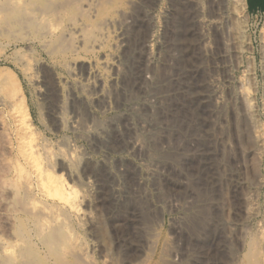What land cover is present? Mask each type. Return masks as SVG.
I'll return each mask as SVG.
<instances>
[{"label":"rangeland","instance_id":"obj_1","mask_svg":"<svg viewBox=\"0 0 264 264\" xmlns=\"http://www.w3.org/2000/svg\"><path fill=\"white\" fill-rule=\"evenodd\" d=\"M100 1L56 10L39 23L49 30L0 24V248L22 244L4 222L12 195L34 199L11 115L20 94L34 145L84 201L76 232L92 261L240 264L255 236L263 252L264 149L259 164L246 156L235 99L254 98L264 129V14L245 8L235 43L225 25L234 0ZM16 161L31 176L19 171L24 187Z\"/></svg>","mask_w":264,"mask_h":264},{"label":"bare ground","instance_id":"obj_2","mask_svg":"<svg viewBox=\"0 0 264 264\" xmlns=\"http://www.w3.org/2000/svg\"><path fill=\"white\" fill-rule=\"evenodd\" d=\"M70 1L71 0H26V2H25V0H0V24L3 26L4 29H7V30H11V29H15V28H22V27H24V25H27V28H28V25H30L31 27H34V29H38L39 26H43V24H39L40 21L46 19L45 17H47L49 14L52 15V14L58 12L56 10H59L60 8L62 11L66 6L67 7L68 6L73 7L72 8L73 11H74V8H75V10H77L79 6L81 8L82 4L80 2L82 0L78 1L79 4H76V5H79L77 7V9L74 5L77 2V0H74V1H76V2L73 1L74 3H71ZM108 1H111V0H108ZM100 2H102V0ZM105 2L107 3V0ZM86 3H87V1H86ZM232 4H233V7L232 6L231 7L233 8L232 9L233 13L228 14V17L225 21V25H226L227 29H229L227 31H229L232 34L233 42L236 43V41H238L239 39L242 40L244 37H246V36L243 37V35L246 31V28H247L246 27V21L244 19V10H245L246 6L244 3V0H234ZM80 8H79V10H80ZM103 9H106V8H103ZM82 11L83 10L81 9V13H83ZM105 11L108 12L107 10H105ZM77 12H78V10H77ZM74 14L75 13L73 12V15ZM56 15H57V13H56ZM56 15L54 14L55 19L58 18L59 14L57 16ZM78 15L80 17V15H82V14H80V12H79ZM65 16H64V18H65ZM69 16H72V15L70 14ZM74 16H76V18H77V15H74ZM85 16H82V17H85ZM65 19H67V17ZM68 19L70 21V19H72V17H70V18L68 17ZM43 23L46 24V25L44 24L45 27L43 26L46 30L48 28L50 29V26H51V25H49L50 22L43 21ZM46 26H49V27L46 28ZM85 27H87V26H85ZM51 28H53V27H51ZM88 28H86V29L88 30ZM24 29H26V27H24ZM56 31H57V28H56ZM24 32H25V30H24ZM32 32L34 33V31H32ZM83 32H84V30H83ZM26 33H28V32H26ZM86 33H87V31H86ZM44 34H46V33H44ZM38 35L41 36L42 34L41 35L38 34ZM59 35L61 38L63 34L62 35L59 34ZM87 36H89L92 39V37H91L92 34H91V36H90V34H87ZM62 39H64V38L62 37ZM86 39H88V37ZM92 41H93V39H92ZM261 41H262L261 56H262L263 63H264V35L262 36ZM58 42L60 43V40ZM58 42H57V44H58ZM45 43L41 42V44H45ZM61 44L62 43H60V46L55 44L52 47H54V49H55V46H59V47L63 48V46H61ZM66 45H67V43H66ZM66 45H64V46H66ZM67 48H68V46H66V49ZM87 48H89V47H87ZM49 51H50V49H49ZM54 52H55V50H54ZM263 68H264V66H263ZM14 92H16V91H14ZM15 100H17V101L15 103L16 105L14 106V108L19 107L18 112L14 111L15 110L14 109V110H12L13 113H11V115L13 114L15 116V119L14 118L13 119L15 120L14 122H17V124L15 123L17 125V127L15 125L14 126L18 129L16 131H18L21 134L20 136L23 137V138H21V140L23 139V141L24 140L26 141L25 146H23V147L21 145H24L23 144L24 142L21 140L18 141V142L21 141L20 142L21 145L20 146L18 145V147H20V148L22 147L24 151L21 150L20 153H18V152L17 153L21 154L23 156V157L20 156L21 159L24 158L23 162L27 163L30 166V168H32V178L34 180V186H33L34 187V199H33V201H31L33 198V196H32V198L30 197L31 198L30 202L29 201L25 202L24 197L22 195H21V197H23L22 198L23 200L22 199L19 200L17 195H15L16 198L14 195H12L14 197V199H17L16 203L18 204L17 208H19L18 209L19 211L16 210L17 209L16 203H15L16 206H15V204L11 205V207L13 206L12 207L13 210L11 209L12 215L6 217V214H5V217L7 218V222H6V219H4L5 220L4 222H5V224L7 223L8 227L10 228V230L8 229L10 231L9 232L10 238L17 239L19 241L18 243L21 242L22 244L20 246V245L15 243V245L20 246V247L16 248L15 250H14V247H11V248H13L12 250H14V252H12L11 248L8 249V248H5L4 246H3V248H0V264H99V263H96V262L91 260L90 257H92V256H89L90 253L88 255L87 249L85 248L86 244L80 242V238L78 237L79 234L76 232V226H80L84 217L88 216L80 210V202L82 201V203H83L84 201L80 200L78 198H82V197L80 196L77 198V196H79V195H76V194H78V191H76V189H74L73 187L69 186V184L64 179L63 174H61V175L56 174L57 169L55 170L56 171L55 172L54 167H52L50 165L51 164L50 160L53 158V156L51 157V159H49L50 158L49 156L52 153L49 152L48 150H46V147H44V146H43V148H45V149H43L41 147L42 148V150H41L37 147V145H34L35 144L34 143V134L32 132L31 126L29 125V122H28V114H27L26 109L24 107V97L19 94L17 96V99H14V101ZM235 101L237 103L236 107L238 106L239 111L241 112L240 114L242 115L244 128L241 130V133L243 134V137H244L243 141L247 147V150L245 151L246 156L251 158L252 160H254L255 164H259L260 161L258 162V160H259L258 156H261L260 151L264 149V132L260 133V131L263 129V127L261 125V122L257 119V111H256L257 107L255 106L254 98L250 94H248L244 91H240L236 95ZM16 119H18V120H16ZM263 131H264V129H263ZM17 135H18V133H17ZM18 138L20 139V137H18ZM20 148H18V149H20ZM18 151H20V150H18ZM40 157H42L44 162H47L46 166H44V167L39 166V164L41 165V163H42L41 162L42 160H40ZM37 160L39 161V163L37 162ZM18 162H19V159H18ZM18 162L16 161L15 162L16 164L14 163L15 167H16V165L19 166L16 168L17 169V175H16L17 180L16 181H18L20 179V176H21L20 174H18L19 171L21 172V174H22V171H23V174H24V172L26 173V175L25 174L23 175V178L26 176L24 178L25 182L28 181V179L30 180L31 176L30 177L27 176V171L22 170V169H24V166H23V168L20 167V164L18 165ZM52 164H54V163L52 162ZM34 167H35V171H34ZM51 167H52V169H51ZM19 168H21V170ZM253 169H254V167H253ZM28 175H30V174H28ZM12 176H13L12 181H14V179H15L14 168H13ZM24 179H23V181H24ZM12 181L10 183H12L14 185L15 181L14 182H12ZM20 181H22V178L20 179ZM20 181H18L19 185L22 183V182L20 183ZM25 182H23V185L21 184V186L24 187ZM18 183H17V185H18ZM12 184H11V189L12 188L15 189L16 186L15 185L13 186ZM28 185L29 186H26L25 188L27 189V191L29 190V192H30V191H32L31 190L32 184L29 182ZM19 188H21V187H19ZM14 189H12V191ZM15 190H17V187ZM16 192H18V191H16ZM16 192H14V193H16ZM21 192H22V194L24 193L23 195H25V192L22 191V189H21ZM36 192H38V194L42 198H44L45 200L47 198L48 199L51 198V201L50 202L42 201V200L38 201L35 197ZM9 198L7 197L8 200H10ZM11 200H10V202H12ZM7 204H10V203H7ZM2 205H4V204H2ZM5 205L3 206V207H5L4 212L6 210ZM252 211L253 210L251 209L250 213H253ZM7 215H9V213ZM96 222H98V221H96ZM7 225H6V227H7ZM95 227H96V225H95ZM80 228H81V226H80ZM99 230H102L101 226H100ZM103 232H101V234ZM103 234H106V233H103ZM254 234H255V232H254ZM259 236H258L257 240L261 238V236H260V238H259ZM33 237H34V242L32 240ZM105 237L106 236L103 235V238H105ZM255 238H256V236H255ZM262 238H264L263 235H262ZM253 240L248 239V241H250V242L247 244V249L244 252L243 256L241 257V260L239 261L240 264H264V251L261 252L263 247H262V249L260 247L261 250H258V247H257L258 245L256 246V244H255L256 242L254 243V241L256 239L254 241ZM101 242H103L102 245L106 249V246L108 244L106 238L103 239ZM258 243L259 242H257V244ZM84 244H85V246H84ZM5 245H7V243ZM7 250H11V251L8 252ZM108 252H109V250H108ZM104 255H108V254H104ZM103 258H100V259H102V261H104V262L108 261L105 258H104L105 260H103ZM104 262H103V264H105ZM236 262H237V260H236Z\"/></svg>","mask_w":264,"mask_h":264},{"label":"crops","instance_id":"obj_3","mask_svg":"<svg viewBox=\"0 0 264 264\" xmlns=\"http://www.w3.org/2000/svg\"><path fill=\"white\" fill-rule=\"evenodd\" d=\"M249 14H264V0H244Z\"/></svg>","mask_w":264,"mask_h":264}]
</instances>
